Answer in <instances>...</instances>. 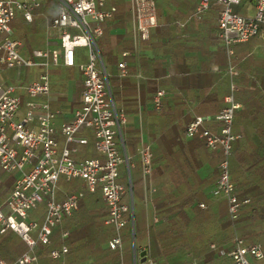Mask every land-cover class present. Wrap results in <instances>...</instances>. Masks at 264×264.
<instances>
[{
    "label": "built area",
    "instance_id": "obj_1",
    "mask_svg": "<svg viewBox=\"0 0 264 264\" xmlns=\"http://www.w3.org/2000/svg\"><path fill=\"white\" fill-rule=\"evenodd\" d=\"M127 1L134 46L138 50L158 26L157 0ZM242 2L252 10L243 14L235 12L233 5ZM40 6V0H0V71L16 67L28 69L16 84L5 82L0 74V175L12 173L15 177L7 197L0 203V233L13 230L30 248L37 242L51 244L54 229L78 210L86 190L99 191L107 204L105 223L113 225L116 232L107 245L123 253L122 230L128 223L133 224L135 213L132 181L135 163L124 136L128 115L115 101L110 72L99 45L118 8L109 0H57V13L47 27V46L25 55L23 42L14 35L12 22L18 15L33 21L34 12ZM215 6L219 8V41L229 57L234 55L235 44L264 39V0H199L193 13L186 20L178 21L179 27L184 28L193 18L201 19ZM80 47L87 48L86 62L78 60ZM129 54L122 53L123 60L119 62L122 75L128 74L125 59ZM58 65L77 66L82 87L81 104L61 125L57 119L63 111L53 109L49 99L51 70ZM228 72L237 73L231 62ZM244 89L243 85L232 82L223 109L214 117L197 116L185 130L186 138H201L215 155L221 154L212 196L226 199L233 220L239 216L241 202L229 160L233 142L240 136L233 133L234 113L243 108L234 96L236 91ZM164 94V89L157 92L158 108ZM207 121H220L219 131L206 127ZM89 144L93 155L79 157L83 147ZM138 156L148 201V196L156 191L152 182L153 145L143 136ZM75 180L80 181L78 188L64 190L63 182ZM43 204V219L31 218V213ZM200 206L207 207L205 203ZM69 235V231L62 233L63 238ZM67 252L68 245L62 244L53 248L50 255L60 259ZM226 254L234 264H259L264 259L262 243H247L238 235ZM37 260L35 254L26 251L17 258L16 264H33ZM135 260H138L136 254L134 263ZM148 261L158 264L150 258ZM0 264L10 263L0 254Z\"/></svg>",
    "mask_w": 264,
    "mask_h": 264
},
{
    "label": "trees",
    "instance_id": "obj_2",
    "mask_svg": "<svg viewBox=\"0 0 264 264\" xmlns=\"http://www.w3.org/2000/svg\"><path fill=\"white\" fill-rule=\"evenodd\" d=\"M194 1L157 0L158 18L162 19L164 9L168 15L165 17L166 25L151 30V39L162 42V52L166 55L154 61L144 57L141 62L144 79L139 87L147 88V96L141 98L147 107L143 111L144 120L147 119L153 141L156 191L152 198L154 207L147 209L143 204H135L136 256L138 259L141 242L149 234L151 247L145 244L144 248L158 264H234L226 252L233 247L236 235L243 237L247 243L260 242L264 249V55L259 52L264 44L254 39L235 44L231 57L224 47L211 50L219 40L218 7L207 11L202 19H191L185 30L191 32L193 37L182 39L179 34L169 30L175 21L172 6L178 2L181 6L179 13H184L186 17L193 11L191 3ZM38 9L47 17L57 13V7L46 2ZM116 18L124 21L127 15L121 10L116 12ZM22 21L21 18L19 34L26 38L31 37L35 29L43 30L46 19L35 17L32 22L26 19ZM199 23L207 25L209 32L206 35H198ZM123 41L119 53L133 48L130 37ZM103 55L111 59L109 53L103 51ZM168 60L178 63L175 68L178 70L173 74L169 73L172 67H164ZM229 62L235 66L236 74L228 72ZM214 64L218 70L211 69ZM232 82L245 88L236 91L234 96L236 101L243 104V108L234 113L233 133L240 136L233 142L229 160L241 202L239 216L234 220L230 217L226 199L212 196L219 176L218 163L213 162L215 154L207 148L203 139H188L185 136L187 125L197 116L214 117L223 109L225 96L231 93ZM111 84L114 87L112 77ZM120 84L127 111L136 113L138 85L135 71L122 77ZM161 88H164L165 94L158 108L155 97ZM52 92L53 95L60 94L58 89L53 88ZM118 95L114 92L116 103ZM221 125L220 121L205 123L206 127L216 131ZM137 134H126L128 149L133 153ZM134 194L137 196L136 189ZM200 203H205L207 207L202 208ZM40 207H43V211L36 218L42 219L45 206ZM107 214V204L101 193L88 191L81 199L78 210L54 229L51 244L37 242L32 248L26 244L27 249L20 255L26 251L35 254L38 260L33 264H121L123 261L133 264L130 247L126 253L108 247L109 239L116 232L113 225L105 223ZM153 214L157 221L153 220ZM66 230L70 235L63 238L62 233ZM122 235L129 245L133 236L130 223L122 230ZM2 237L0 254L8 259L7 245L19 252L16 248L19 240ZM62 244L68 245V252L60 259L52 258L51 250ZM137 264H149V261L141 263L137 260ZM259 264H264V259Z\"/></svg>",
    "mask_w": 264,
    "mask_h": 264
},
{
    "label": "crops",
    "instance_id": "obj_3",
    "mask_svg": "<svg viewBox=\"0 0 264 264\" xmlns=\"http://www.w3.org/2000/svg\"><path fill=\"white\" fill-rule=\"evenodd\" d=\"M178 2L174 3V5L172 6L173 11H175V12H173V14H175V21H174V25L171 24V27H169V30L173 31V33L175 32L176 34H179L182 37V39H185V38L191 37V35H192L191 32H188V31L185 30L189 22L187 23V25L184 28H180L179 27V24H178V21H184V20H186L189 17V15H191L193 13V11L196 8L195 6H197L198 3H199V0H195L194 3H191V8L193 9V11H191V14H189L186 17L185 16L184 17H181L179 15L180 7L181 6L178 5ZM109 3L114 4V5L117 6V8H118L117 12L122 10V8L118 7V5L116 4V2L112 3L109 0ZM126 3H127V8H128V9H125V11L128 10L127 20L125 19L124 21L123 20L122 21H119L120 18H116L117 20L114 18V20L110 21L108 23V25H107V28H106V31H105V35L102 37L104 39L101 38L102 39L101 41H104L108 37L107 36L108 33H113L114 34L115 32L116 33H122L123 32V35H121L119 37L118 42H116V43H112L110 45L109 44H106V45L104 44L105 45V48H103L104 46L101 45V41H100L99 45H100V49L102 51V55H103V51H104L106 53H109L108 56H111V59H109L108 57H106V56L103 55L104 60L106 62V65L108 67V70L110 72V79L112 77V81H113V85H114V87H112V90L114 89V92H116V93L119 94L118 97H117V102L119 104L122 103L124 106L123 105L121 106L118 103H117V105L120 106V107H123L124 109H125V107L127 109V106H126L125 101H124V92H123L122 86L120 84V79L122 77L126 76L127 74L126 75H122V71H121V69L119 67V62L123 60L122 53L124 51L130 52L129 56L126 57V59H125L127 61V64H128V73L129 72H132V71H135V77L137 79V85H138V95H137V97H138V111L135 114L136 115V118L135 119H132V120L135 121V124L138 127V135L140 133V138H139V141H138V145H136V150H135L134 153L133 152H130V150L128 149L127 136L125 135L126 134L125 128H124V136H125V140H126V145H127L128 153H129V155L133 159V155L135 153L138 154V146H139V143H140V140H141V137L142 136L145 139L149 140L152 143V145H153V141H152L151 135H150L149 130H148L149 128H148V125H147V119L144 120V114H143V111L147 107H146V104H143L142 103L143 100L141 98V97L144 98V97L147 96L146 95L147 94V88H145L143 86L142 89H141L139 87L140 86V84H139L140 81H142L144 79V77H143V75L141 73V62H142V59L144 57L146 59H148V60H153L154 61L157 57L159 59L160 57H164L166 54L162 52V48H161L162 42H158L157 39H151V38H150L149 41H146V43H144L140 47V49H138V50L135 49L133 34H132V30H131V27H132V16H131V13H130V10H129L130 7H129V4H128V1L127 0H126ZM193 4L195 6H193ZM244 4H245V7H246L244 13L250 12L252 10V8L249 9V7L247 6V4L246 3H244ZM215 7H217V6H215ZM167 13H168L167 10L164 9L162 19L158 18L159 23H158V26L157 27H159L161 25H166L165 17H167V15H168ZM34 17H35V14H34ZM21 18H22V20L25 21V19L23 17H21V15H18L16 17V19L12 22V27L14 29V35H15V33L17 31H19V29L17 27V24H16V21L18 19H21ZM24 21H22V22H24ZM49 22H50V20H49ZM115 23L116 24H122L123 23L124 25H126L125 26V29H123V30L121 29V31H120V29H117L116 26H114ZM217 24H218V18H217ZM48 25H47V27H48ZM45 30L46 31L43 33V36L46 39L43 41V44H42L41 47H38L37 46L35 49H40V48H44L45 46H47V29H45ZM208 32L209 31L207 29V25L205 23H199V25H198V35L199 36H201V34L206 35ZM217 35H218V33H217ZM127 37H130V39L132 41V44H133V48L130 49V50H126V49L125 50H121V52L119 53V51H120L119 47L124 42L123 40L126 39ZM192 37H193V35H192ZM22 42H23V45H24L23 53L25 55H32L33 50H35V49H32V45L31 44H28V49H27L26 43L24 41H22ZM218 47H223L221 45V43H220L219 40H217L215 42V44L212 45L211 50L217 51L218 50ZM113 56H115V58ZM86 57L88 59L87 54H86ZM78 60H79V62H82L79 52H78ZM167 65L169 67H172V70L173 71L172 70L169 71V73H171V74L175 73L178 70V69H175V68H177L178 63L175 62V61H173V60L172 61H170V60L166 61L165 64H164V67H166ZM211 69L218 70V66L216 64H214V65L211 66ZM58 70L61 73L62 72L65 73L63 77H69L68 78V81H67V85L65 84V86H64L65 87V91H63V92L60 91V94L59 95L61 97H59L58 95H53L52 90H51V95L49 97L52 108L55 109V110L60 109V110L63 111L62 115L57 119V124L58 125H61L63 122H65V121H67L69 119V117L73 113V111L76 108H78L79 105L81 104V89H82V87H81V78H80V72H79L78 67L77 66L76 67H66L64 65H58L57 67L52 68V70H51V74H52V77H51V85L54 86V84H56V83H54L53 78H56L55 75L58 72ZM23 71L24 72H28V69L26 68V70H23ZM38 71H39L38 69L35 70L36 74L38 73ZM21 73H23V72H21ZM171 74H168V75H171ZM24 77H25V75L23 76V78ZM2 79H3V77H2ZM10 79H12V78L11 77H6L5 80H7V81H5L4 79L3 80L5 82H7V83H10L9 82ZM16 79H17L16 80V83L19 82V81H21V78L19 76ZM72 81L77 82V86ZM71 83H73V85H71ZM10 84H13V83H10ZM61 85H62V83H61ZM54 87H57V86H54ZM52 89H53V87H52ZM57 89H58V87H57ZM161 89H164V88H161ZM54 90H56V89H54ZM114 92H113V95H114ZM142 107L144 108V110L142 109ZM126 109H125V111H126ZM126 113H127V111H126ZM127 115H128V122L130 123L131 119L129 121V116L131 115V113L130 114L127 113ZM199 116H206V115H199ZM127 125H128V123H127ZM92 155H93L92 145L89 144L87 147H85V148L83 147L82 152L78 156L79 157H89V156H92ZM133 169H137V178H138V181H137V184H136V187H137V196H135V198L138 197L141 200L143 199V201H145V203L143 205L147 209H149V207H154V205L152 203L153 194L150 195V196H148V201L145 200L146 190H145V186H144V183H143V180H142V172H141L140 163L138 165L135 163V166L132 168V181L134 182ZM14 178L15 177H13V180H14ZM0 180H1V178H0ZM13 180L11 181V183H10V185L8 187H5V189L3 188L4 185L2 184V181H1L0 203H2L3 200L7 197L8 193L10 191V188L12 186ZM152 182L154 184V179L153 178H152ZM79 184H80V181L79 180H77V181L75 180L72 183L63 182V187H64V190L70 191L72 189L78 188ZM133 186H134V183H133ZM141 188H143L144 193L141 192ZM2 189H4V191L1 193ZM134 191H135V186H134ZM139 203L142 204L140 201H139ZM34 212H36V210ZM34 212H32L31 215ZM43 216H44V214H43ZM33 217L36 218V216H33ZM155 217H156V215L153 214V220L154 221H155ZM36 219H38L39 221H41L43 219V217H42V219H39V218H36ZM66 231H68V230H66ZM4 234H6V235H4ZM2 236H4V237L7 236L9 238H16L17 240H19L21 238L20 235L18 233H16L15 231H13V230H8L5 233H2V235L0 233V241L3 238ZM146 238L148 240L147 243H146L147 246L148 247L149 246L151 247V244H150L151 241H150L149 234L146 236ZM132 239H134V242H135V238H133V236H132ZM125 244L126 243L124 241V249H123V251L125 250ZM145 250H147V249H145ZM6 251H7V254H8V258L9 259H12L13 258L15 260V262H16L18 256H20V254H18V252L15 251L9 244L7 245V250ZM135 254H136V250L133 249L132 250V254L130 256V259H132V263L133 264H134ZM147 255H148V259H149L150 258V254L148 253V250H147Z\"/></svg>",
    "mask_w": 264,
    "mask_h": 264
},
{
    "label": "rangeland",
    "instance_id": "obj_4",
    "mask_svg": "<svg viewBox=\"0 0 264 264\" xmlns=\"http://www.w3.org/2000/svg\"><path fill=\"white\" fill-rule=\"evenodd\" d=\"M41 1V3L43 4V3H48V4H50V5H53V6H56L57 7V0H40ZM116 1H119L118 2V7H120V8H122V10H124V13H126V15H128V10L127 11H125V9H128L127 8V3H126V0H110V2H112V3H114V2H116ZM41 4V5H42ZM233 8H234V11L235 12H239V13H241V14H243L244 12H245V9H246V7H245V4H244V2H242L241 4H234L233 5ZM34 14H35V17H36V19L37 18H39V19H42V18H45L46 19V21H45V26H44V29L43 30H37V29H35L34 31H33V33L31 34V37H27L26 36V38H24V35L23 34H19V31H17L16 32V34H17V37L19 38V39H21L22 41H24L25 43H26V45H27V49H28V44L30 43L31 45H32V49H35L37 46L38 47H41L42 46V44H43V41L46 39L44 36H43V33L46 31L45 29H47L46 27H47V25L49 24V20H50V18L53 16V15H51V16H48L47 17V14L46 13H43L42 12V10L40 9H38V11L36 12H34ZM179 15L181 16V17H184L185 15H184V13H179ZM22 17V16H21ZM34 17V18H35ZM16 19V18H15ZM18 22L19 23H21V19H18ZM19 23H18V25H17V27H18V29L21 31V27L19 26ZM21 25V24H20ZM114 26H116V28L117 29H120V31H121V29L123 30V29H125V26L126 25H124L123 23L122 24H114ZM115 29V28H114ZM116 33V32H115ZM113 34V33H108L107 34V38L104 40V41H102L101 42V45L103 46V44H112V43H116V42H118V39H119V37L121 36V35H123V32L122 33H116V34ZM254 41H258L261 45H263L264 44V39H254ZM53 45H54V42H53ZM78 52H79V54H80V57H81V60H82V62H86L87 61V57H86V54H87V48H84V47H80V48H78ZM259 52L261 53V54H263L264 55V46H261L260 48H259ZM23 70H26V68H21V67H16V68H12V69H8V68H6V69H4V70H1L0 71V74L2 75L1 77H3V79L5 80L6 79V77H11L12 79H10L9 80V82L10 83H13V84H16V78L19 76L20 78H21V80L23 79V76L26 74V72H24ZM21 72H23V73H21ZM64 72H60L59 70H58V72L56 73V78H53V81H54V83H56V84H54V86H57L58 87V90H59V92L60 91H65V84L67 85V81H68V78L69 77H63L64 76ZM5 81H7V80H5ZM76 86H77V82H75V81H72ZM61 83H62V85H61ZM73 83H71V85H73ZM53 86V88L54 89H57V87H54ZM75 86V87H76ZM59 97H61L60 95H58ZM118 103V102H117ZM119 104V103H118ZM119 105H123L122 103H120ZM124 106V105H123ZM125 109H126V107H125ZM142 109L144 110V108L142 107ZM126 111H127V109H126ZM145 111V110H144ZM127 113L128 114H130L131 113V115L129 116V121H130V119H131V121H130V123H129V125H127L126 127H125V131H126V134L127 135H129V136H136V134L138 133V127H137V125L134 123V121L132 120V119H135L136 118V113L134 112V111H127ZM140 116V115H139ZM125 134V135H126ZM139 138H140V133H139V135L137 134V138H136V143H137V145H138V141H139ZM215 159H214V163H216V165H217V163H219V160H220V158H221V154L219 153V154H216L215 155V157H214ZM218 160V161H217ZM133 161L138 165L140 162H139V156H138V154L137 153H135L134 155H133ZM216 161V162H215ZM124 167H122V172L124 173ZM133 178H134V182L133 183H135V189L137 190V187H136V184H137V181H138V178H137V169H133ZM13 177H14V174H12V173H5V174H2V175H0V178H1V181H2V184L4 185L3 186V188L5 189V187H8L9 185H10V183H11V181L13 180ZM127 180V178L126 179H124V181H126ZM10 181V182H9ZM142 187V186H141ZM4 189H2V191H1V193L4 191ZM87 192H88V190H86V194H87ZM141 192L142 193H144V190H143V188H141ZM102 196V195H101ZM135 197V196H134ZM139 201L142 203V204H144L145 203V201H143V199L141 200V199H139L138 197L137 198H134V207H135V204L137 203V204H139ZM43 211V207H39V210L36 212V213H34V214H32L31 215V218H35V217H33V216H37V214H39V212L41 213ZM144 240L145 241H142L141 242V249L142 250H144L145 248H144V246H145V244L147 243V238L145 237L144 238ZM131 248L132 250L134 249V250H136V241L134 242V239H132V237H131V240L129 241V245H128V243H126L125 244V250H124V252L126 253L127 251H128V248ZM16 248H17V250L19 251L18 252V254H20V253H22L23 251H25L26 249H27V245H26V242L22 239V238H20L19 239V241H18V244H17V246H16ZM141 250V251H142ZM126 257H127V255H126ZM7 258H8V255H7ZM10 263H12V264H14V263H16L15 262V260L12 258V259H7ZM140 260V256L138 257V261Z\"/></svg>",
    "mask_w": 264,
    "mask_h": 264
},
{
    "label": "water",
    "instance_id": "obj_5",
    "mask_svg": "<svg viewBox=\"0 0 264 264\" xmlns=\"http://www.w3.org/2000/svg\"><path fill=\"white\" fill-rule=\"evenodd\" d=\"M132 229H133V238H135V218L133 216V224H132ZM140 262L141 263H145L147 260H148V255H147V250H142L140 252ZM134 264H137V261L135 260V263Z\"/></svg>",
    "mask_w": 264,
    "mask_h": 264
}]
</instances>
